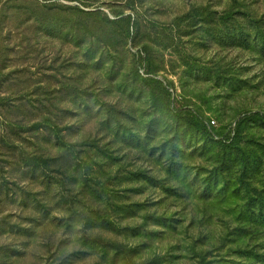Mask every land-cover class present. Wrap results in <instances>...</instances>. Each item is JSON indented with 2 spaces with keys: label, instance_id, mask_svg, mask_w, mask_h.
<instances>
[{
  "label": "rangeland",
  "instance_id": "obj_1",
  "mask_svg": "<svg viewBox=\"0 0 264 264\" xmlns=\"http://www.w3.org/2000/svg\"><path fill=\"white\" fill-rule=\"evenodd\" d=\"M0 264H264V0H0Z\"/></svg>",
  "mask_w": 264,
  "mask_h": 264
},
{
  "label": "trees",
  "instance_id": "obj_2",
  "mask_svg": "<svg viewBox=\"0 0 264 264\" xmlns=\"http://www.w3.org/2000/svg\"><path fill=\"white\" fill-rule=\"evenodd\" d=\"M183 119H187L188 121H190L191 119L189 118V117H183ZM57 134V136H59V134L58 133H56ZM43 160V159H42ZM42 162H44V161H42Z\"/></svg>",
  "mask_w": 264,
  "mask_h": 264
},
{
  "label": "built area",
  "instance_id": "obj_3",
  "mask_svg": "<svg viewBox=\"0 0 264 264\" xmlns=\"http://www.w3.org/2000/svg\"><path fill=\"white\" fill-rule=\"evenodd\" d=\"M210 122H211V124H215V120L214 119H211Z\"/></svg>",
  "mask_w": 264,
  "mask_h": 264
}]
</instances>
